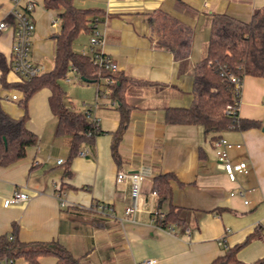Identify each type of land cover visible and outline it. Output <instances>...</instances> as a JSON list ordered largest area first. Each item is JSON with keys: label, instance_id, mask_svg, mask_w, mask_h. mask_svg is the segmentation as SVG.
I'll return each mask as SVG.
<instances>
[{"label": "crops", "instance_id": "0c3cea01", "mask_svg": "<svg viewBox=\"0 0 264 264\" xmlns=\"http://www.w3.org/2000/svg\"><path fill=\"white\" fill-rule=\"evenodd\" d=\"M74 3L102 14L101 49L116 63L114 73L128 80L124 104L129 117L114 139L120 104L117 100L113 104L109 92L98 94L104 82L62 78L64 103L82 112L96 102L94 114L99 118L100 132L79 147L88 153L69 158L70 136L55 134L57 119L49 107V88L33 92L27 102L26 127L36 135V143L26 148L22 158L0 165V236L12 234L21 242L55 240L81 264H147L142 262L149 259H155L152 264H208L240 244L236 256L241 261L264 259V77L243 76L237 105L239 118L258 120L260 126L220 133L239 144L229 150V161L243 160L248 166V172L237 173L233 181L217 164L212 133L199 124L166 118V108H186L195 100L194 73L206 55L214 15L248 21L254 10L264 8V0ZM10 9L8 0H0V22L6 24L0 29V53L7 64L14 33ZM60 11L36 0L30 14L35 26L30 58L44 67L43 72L53 67ZM88 43L89 32L82 31L73 49L86 51ZM5 81L21 83L9 64ZM12 94L18 99H11ZM21 97L19 89L0 83L1 107L12 118L24 114ZM59 158L62 162L57 163ZM119 169L143 173L132 216L124 213L133 201L131 183L116 178ZM164 174L172 175L166 197L153 190L156 178ZM57 187L64 191L65 206L54 194ZM16 189L28 193L29 199L4 206V198ZM172 207L180 220L165 227L158 224L155 214L168 213ZM250 235L254 236L247 240ZM38 262L56 264V257L42 255ZM10 264L28 262L17 257Z\"/></svg>", "mask_w": 264, "mask_h": 264}, {"label": "trees", "instance_id": "16d2710c", "mask_svg": "<svg viewBox=\"0 0 264 264\" xmlns=\"http://www.w3.org/2000/svg\"><path fill=\"white\" fill-rule=\"evenodd\" d=\"M47 9L62 8L58 13L61 29L54 36L55 51L53 67L47 72H40L30 80L18 84H7L5 74L8 64L0 53V83L4 87H16L22 93L19 100L24 114L19 118L10 117L0 104V165H8L25 155L26 148L36 143V135L26 127L27 102L33 92L48 87L50 95L48 103L50 110L56 116V135L70 136L69 158L75 156L82 143L88 140L87 134L92 129L91 123L82 112L69 108L64 103V89L61 79L75 67L86 82L105 81L112 78L108 86L110 95L120 104V126L114 135L123 129L128 120V109L124 104V93L127 78L122 74L95 65L89 53L73 49V42L82 32H90V23L101 12L93 7L76 6L74 0H42ZM168 47L172 44L163 42ZM222 70L232 72L241 79L245 75L264 77V8L253 11L248 21H240L227 14H216L212 19L211 36L209 38L206 55L194 73L193 93L195 100L189 107H168L166 118L172 123L199 124L206 133H212L211 139L220 136L228 128L247 129L260 126L254 119L239 118L224 112L225 106L232 101L230 84L222 75ZM100 130L97 131L99 133ZM96 133V134H97ZM171 174H164L156 178L153 190L162 197L169 194L168 184ZM160 182V183H159ZM179 213L175 208L164 213L157 223L165 227L167 224L178 222ZM254 235L248 236L247 240ZM241 245V244H240ZM240 245L230 247L208 264H261L262 260L243 262L236 256ZM42 255H53L56 264H81L68 249L59 242L31 241L21 242L7 235L0 236V257L9 256L13 259L24 258L28 264H39L38 258Z\"/></svg>", "mask_w": 264, "mask_h": 264}, {"label": "built area", "instance_id": "2783aa9c", "mask_svg": "<svg viewBox=\"0 0 264 264\" xmlns=\"http://www.w3.org/2000/svg\"><path fill=\"white\" fill-rule=\"evenodd\" d=\"M11 3L10 13L13 18V44L9 59V66L11 70H13L20 78L21 81L30 80L35 75L43 72L44 67L42 65L36 64L30 58V46H31V37L34 30V22L30 17L31 11L34 8L36 0H8ZM102 24L101 18L99 16H95L90 25L91 31L89 32V43L86 51L83 53H89L92 59L93 64L102 66L105 69L116 71L117 65L112 59L106 55L102 49V42L104 39V28L100 25ZM6 26L5 22H0V29ZM72 73V75H70ZM222 75L228 80L230 84V92L232 94V101L228 103L224 112L231 116H237V105L240 98V90H241V82L242 79L235 75L232 72H227L222 70ZM75 79H79L80 75L75 67H71L70 70L64 75L63 79L66 82H69L72 77ZM112 78H108L104 81L103 84L99 85L98 94L103 95L104 93H108L110 91L109 84L112 83ZM11 99H18L16 94H12L10 96ZM116 103V100H113V104ZM97 103H93L88 105L82 113L85 115L86 119L91 123L92 129L88 131V135H94L99 130V118L94 114V110L96 108ZM215 156L217 159V164L220 168L224 170L230 180L236 179L237 173L246 174L248 172L247 163L243 160H239L237 162H230L228 157V152L233 147H238L239 144H234L228 141L223 136H218L212 141ZM88 153L87 148H82L78 150L77 154L86 155ZM62 162V159L59 158L57 163ZM116 178L121 180L123 178H128L131 183V192L133 201L131 204L125 207L124 213L125 215L132 216L137 211V195L140 190L141 182L143 180V173L140 170L136 171H124L119 169L116 173ZM55 196L59 200L60 206H65L68 203L64 199V191L57 187L55 192ZM232 194V193H231ZM239 194H243V191H239ZM29 199V194L25 191L16 189L9 196L4 198L3 205L8 206L13 203H18L22 201H26ZM245 203L248 200H244ZM102 207L105 206H100ZM163 214L156 213L155 219L161 218ZM9 240H12L14 237L12 234L8 236ZM222 243V240L219 241ZM13 258L9 256L0 257V264H10L13 262ZM155 262V259L143 260L142 263L152 264Z\"/></svg>", "mask_w": 264, "mask_h": 264}, {"label": "water", "instance_id": "95a60500", "mask_svg": "<svg viewBox=\"0 0 264 264\" xmlns=\"http://www.w3.org/2000/svg\"><path fill=\"white\" fill-rule=\"evenodd\" d=\"M81 78V77H80ZM83 81H85L83 78H81ZM262 130H264V123H263V125H262ZM261 264H264V262L263 263H261Z\"/></svg>", "mask_w": 264, "mask_h": 264}, {"label": "rangeland", "instance_id": "374dc122", "mask_svg": "<svg viewBox=\"0 0 264 264\" xmlns=\"http://www.w3.org/2000/svg\"><path fill=\"white\" fill-rule=\"evenodd\" d=\"M77 42V41H76ZM76 44V43H75ZM74 85H75V83H74ZM66 86H68V85H66ZM72 86V85H71Z\"/></svg>", "mask_w": 264, "mask_h": 264}]
</instances>
